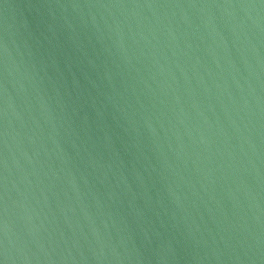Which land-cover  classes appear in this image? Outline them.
I'll return each instance as SVG.
<instances>
[{
  "label": "water",
  "instance_id": "1",
  "mask_svg": "<svg viewBox=\"0 0 264 264\" xmlns=\"http://www.w3.org/2000/svg\"><path fill=\"white\" fill-rule=\"evenodd\" d=\"M0 264H264V0H0Z\"/></svg>",
  "mask_w": 264,
  "mask_h": 264
}]
</instances>
